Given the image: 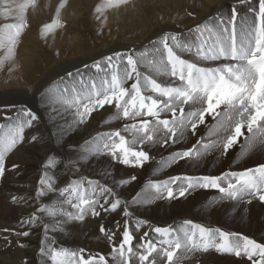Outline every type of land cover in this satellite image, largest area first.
<instances>
[{
    "label": "bare ground",
    "instance_id": "6f19581e",
    "mask_svg": "<svg viewBox=\"0 0 264 264\" xmlns=\"http://www.w3.org/2000/svg\"><path fill=\"white\" fill-rule=\"evenodd\" d=\"M22 2L16 0L17 4ZM60 3L61 0H36L35 5H29L24 13L27 27L18 37L10 59H5L10 45L5 31L0 30L4 45L0 47V60L4 61L0 65V115L3 117L0 124L4 126L0 128V141L6 140L7 147L14 135L16 121L7 123V119L14 120L8 113L30 110L38 117L20 133L22 142L4 153L6 172L0 177V264H56L47 255L49 249L76 251L85 259L102 255L108 264H117L113 248L122 240L125 220L134 236V245L142 242L145 232L149 233L148 238L169 239L182 235L181 230H191L194 225L239 234L264 244V202L258 197L233 200L211 187L190 189L183 197L177 192L178 187L187 185L185 177H221L264 164V147L241 157V139L227 153L222 154L220 148H215L199 158L173 161V154L188 149L195 152L215 139L209 135L215 121L206 116L195 135L186 131L183 138L164 146L146 143L140 147L150 159L143 166L125 165L103 148L104 134L118 130L128 136L124 126L134 121L113 120L115 108L105 105L80 123L76 110L58 98L59 90L75 83L67 76L69 72L77 80L79 72L99 82L104 72L92 65L100 62L101 68H105L106 57L115 53L139 56L151 50L165 34H178L182 40H190L195 35L190 30L196 25L212 26L210 18L228 17L232 7L239 8L242 18H251L252 13L247 9L257 8L258 0L245 5H238L237 0H128L119 7H106V0H66L57 14ZM97 5L101 6L100 12L96 11ZM10 6L15 7L0 5V11ZM18 15L8 18L0 15V26L19 22ZM53 19L59 23L42 35V25ZM180 55L194 59L192 53ZM47 56L53 57V67ZM222 62L202 63L215 66ZM158 79L167 81L168 78ZM171 115L161 113L162 118L171 119ZM41 177L47 182L41 184ZM173 178H178L175 183L171 182ZM165 182L176 192L175 199L168 198ZM229 182L234 179L220 180L222 187H227ZM153 186H159L161 191L157 193ZM101 188L110 190L106 199L100 194ZM77 191L87 193L105 207H109V200L119 199L120 206L115 212L97 206L99 216L86 212L88 217L83 222L69 221L64 213H76L77 209L67 201L78 203ZM153 196L158 198L151 199ZM84 207L87 209V205ZM123 209L127 210V216ZM100 226L113 236L111 241L99 233ZM156 227L168 228L170 235L156 234L153 231ZM23 231L29 235H18ZM106 240L110 241V251ZM216 242H220L218 234ZM184 264L251 262L246 256H223L210 251L190 257Z\"/></svg>",
    "mask_w": 264,
    "mask_h": 264
},
{
    "label": "snow or ice",
    "instance_id": "6c2138e0",
    "mask_svg": "<svg viewBox=\"0 0 264 264\" xmlns=\"http://www.w3.org/2000/svg\"><path fill=\"white\" fill-rule=\"evenodd\" d=\"M35 3L36 0H23L18 4L16 0H0V5H15L4 7L0 15L8 18L15 13L19 14V22L0 26V30L5 31L10 45L5 59L14 55L17 39L27 27L25 10ZM65 3L66 0H61L57 14ZM126 3L128 0H106L105 6L119 7ZM250 3L251 0H237L238 5ZM247 10L252 13L251 18H242L239 8L232 7L228 17L210 18L213 21L212 26L196 25L190 30L195 34L194 37L187 41L182 40L178 34H165L153 44L151 50H146L139 56L115 53L114 56L106 57L105 68H101L100 62L92 65L93 68L104 72V77L99 82L91 77L85 78L79 72L76 74L80 77L77 80L74 74L69 72L67 76L75 83L71 86L65 85L59 90L58 98L62 104L76 110L75 114L80 123L105 105L115 108L113 120L134 121L124 126L128 136L122 135L118 130L104 134L106 140L103 148L125 165L143 166L150 159L148 153L140 147L146 143H159L164 146L183 138L186 131L195 135L198 126L205 123L206 116L215 121L209 129V135L215 139L204 143L202 148L195 152L188 149L175 153L172 160L199 158L215 148H220L222 154L227 153L234 145L240 144L241 139L243 144L240 156H246L257 147H264V0H258L257 8L249 7ZM96 11H101L100 5H97ZM58 23V20L53 19L50 23L42 25V35L47 34ZM3 46V41L0 40V47ZM183 52L192 53L194 59H184L180 55ZM209 61L223 62L215 66H204L202 63ZM3 62L0 60V65ZM158 77L168 79L164 81ZM129 81H132L131 84H128ZM161 113H171V119L162 118ZM37 119V115L30 110H25L22 115L15 117L19 122L15 124L14 135L9 139L4 151H0V177L6 172L4 152L22 142L20 133ZM32 139L35 140L36 137ZM197 143L200 144V141ZM49 163L51 164V161ZM229 177L234 178V182L222 187L220 180ZM176 179L178 178H173L171 182L175 183ZM184 179L187 185L177 189L181 197L190 189L211 187L219 189L227 198L233 200H243L245 196H249L258 197L264 202V164L241 172L225 173L221 177ZM40 182L46 183V178L41 177ZM153 187L157 193L161 191L159 186ZM164 189L169 199L176 198V192L168 186V182H165ZM109 193V189H100V194L105 199ZM76 196L78 203L67 201L72 208L77 209L76 213H64L69 221H83L86 212L99 216L97 206L104 211L113 212L120 206L119 199L109 200V207H105L99 200L90 198L87 193L77 191ZM155 198L158 197H151ZM15 199L13 197L14 201ZM133 202H136V198ZM123 212L125 216L128 215L126 209H123ZM153 231L160 236L170 235L168 228L156 227ZM181 231L182 235L177 234L172 238L160 240L148 238L149 233L145 232L141 237L142 242L134 245V236L129 231L128 221L125 220L122 240L113 248L116 253L113 259L117 264H184L190 257L215 250L221 254H234L236 257L246 256L251 264H264V244L250 238L199 225H194L191 230ZM100 232L104 233L108 240L113 239L103 226L100 227ZM217 234L220 242H216ZM18 235L27 237L29 232L23 231ZM41 251L45 252V249L42 248ZM47 255L56 264H108L102 255L85 259L76 251L49 249Z\"/></svg>",
    "mask_w": 264,
    "mask_h": 264
},
{
    "label": "rangeland",
    "instance_id": "374dc122",
    "mask_svg": "<svg viewBox=\"0 0 264 264\" xmlns=\"http://www.w3.org/2000/svg\"><path fill=\"white\" fill-rule=\"evenodd\" d=\"M47 59H49V65H50V67H53L54 66V63L52 62V59H53V57L52 56H47ZM18 111V110H17ZM18 115H22V113L21 112H10V113H8V115L7 116H11L14 120L12 121V122H10L8 119L7 120H5L7 123H14L16 120H15V117L16 116H18ZM0 120H3V117H1V115H0ZM19 121H16V123H18ZM5 126H7V125H5ZM3 128L4 126H2V123L0 124V128ZM12 127V126H11ZM5 129V128H4ZM1 135V134H0ZM5 144H6V140L5 141H0V151H4V149L6 148L5 147ZM6 152V151H5ZM4 152V153H5ZM88 216H87V214H85V218H87ZM84 220H86V219H84ZM83 220V221H84ZM83 221H81V222H83ZM101 227V226H100ZM100 227L99 228H97V229H99V233L101 234V232H100ZM106 245H107V248L109 249V251H110V241H107L106 240Z\"/></svg>",
    "mask_w": 264,
    "mask_h": 264
}]
</instances>
